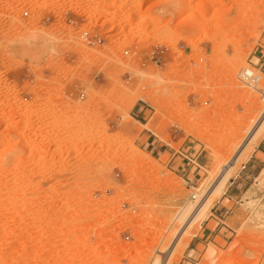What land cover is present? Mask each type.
<instances>
[{
    "label": "rangeland",
    "instance_id": "obj_1",
    "mask_svg": "<svg viewBox=\"0 0 264 264\" xmlns=\"http://www.w3.org/2000/svg\"><path fill=\"white\" fill-rule=\"evenodd\" d=\"M263 68L264 0H0V264H264Z\"/></svg>",
    "mask_w": 264,
    "mask_h": 264
},
{
    "label": "bare ground",
    "instance_id": "obj_2",
    "mask_svg": "<svg viewBox=\"0 0 264 264\" xmlns=\"http://www.w3.org/2000/svg\"><path fill=\"white\" fill-rule=\"evenodd\" d=\"M217 2V1H216ZM221 2V1H220ZM219 3V2H218ZM28 41L29 42H34L35 40H34V38H29L28 39ZM25 42V41H24ZM19 44V43H18ZM17 44V45H18ZM17 45H16V47H17ZM259 79L261 78V75H259V76H257ZM262 84V83H261ZM260 84V85H261ZM259 85V86H260ZM261 87V86H260ZM264 88V87H263ZM256 90H258L263 96H264V89H262V90H260V89H258V88H256ZM264 121V120H263ZM263 121H262V123L259 125V127L258 128H256V130L254 129V131H252V133H251V135L249 136V138L246 140V142H245V144L247 145V144H249L251 141H257L258 140V137L259 136H261L260 134L262 133V132H264V130L263 129H261V125L263 124ZM255 143V142H254ZM244 144V143H243ZM243 145V146H246V145ZM249 149L250 148H245L244 147V149L242 150V151H240L239 153H237V154H235L233 157H231V159H229V161L227 162V163H225L223 166H222V169H221V172H220V174L218 175V177H217V179H216V181H215V183H214V185H213V188H212V192H213V190H214V192H215V194H219V193H221L222 191H223V189H224V187H225V184H226V182H227V180H228V178L232 175V172H233V168H234V166H235V164L237 163V161L240 159H243V158H245L247 155H248V153H249ZM263 176V175H262ZM263 181V180H262ZM257 182V181H256ZM209 200V199H208ZM211 200V199H210ZM204 203L205 204H207V200H206V202L204 201ZM203 204V203H202ZM204 205V204H203ZM199 206H201V205H199ZM199 208V207H198ZM202 209V208H201ZM200 209V210H201ZM205 209V208H204ZM204 209H202V210H204ZM196 210V209H195ZM187 239H186V241H185V244H187ZM184 243V242H183ZM174 251V250H173ZM171 255H174V253L172 254V251L169 253V255H168V257L166 256H164L163 257V260L161 259V261H159V264H167V261H169V257H171ZM176 256V255H175ZM162 257V256H161ZM172 258V257H171ZM176 258V257H175ZM238 258V257H237ZM179 259V258H178ZM175 261H177V258H176V260ZM239 261V260H238ZM155 264H156V262H155Z\"/></svg>",
    "mask_w": 264,
    "mask_h": 264
},
{
    "label": "built area",
    "instance_id": "obj_3",
    "mask_svg": "<svg viewBox=\"0 0 264 264\" xmlns=\"http://www.w3.org/2000/svg\"><path fill=\"white\" fill-rule=\"evenodd\" d=\"M80 38L82 39V42L86 46H90V47L94 46L95 44H99L101 42V38H99L96 33H91L89 31H82L80 33ZM238 76L241 82L249 86L256 84L259 80L257 76L253 75V72L250 69L241 70ZM83 96L84 94L81 93L80 97L82 98Z\"/></svg>",
    "mask_w": 264,
    "mask_h": 264
},
{
    "label": "crops",
    "instance_id": "obj_4",
    "mask_svg": "<svg viewBox=\"0 0 264 264\" xmlns=\"http://www.w3.org/2000/svg\"><path fill=\"white\" fill-rule=\"evenodd\" d=\"M264 70V68H263ZM264 138L259 142L257 148L254 150L253 156H264Z\"/></svg>",
    "mask_w": 264,
    "mask_h": 264
}]
</instances>
